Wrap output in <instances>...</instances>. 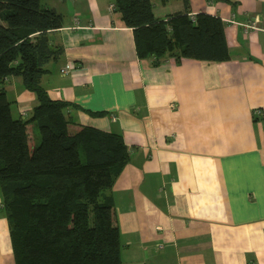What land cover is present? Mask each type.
Segmentation results:
<instances>
[{
	"label": "crops",
	"instance_id": "1",
	"mask_svg": "<svg viewBox=\"0 0 264 264\" xmlns=\"http://www.w3.org/2000/svg\"><path fill=\"white\" fill-rule=\"evenodd\" d=\"M151 0L156 18H221L230 59L139 58L115 0H41L63 16L42 86L70 104L68 130L122 135L129 163L105 190L122 264H264V0ZM71 66L67 74L61 70ZM14 118L36 96L1 85ZM31 150L40 143L28 126ZM0 264H16L0 183Z\"/></svg>",
	"mask_w": 264,
	"mask_h": 264
},
{
	"label": "trees",
	"instance_id": "2",
	"mask_svg": "<svg viewBox=\"0 0 264 264\" xmlns=\"http://www.w3.org/2000/svg\"><path fill=\"white\" fill-rule=\"evenodd\" d=\"M188 9L189 2L184 0ZM134 33L141 59H230L221 18L179 12L155 17L151 0H115ZM63 16L41 0H0V183L16 264H122L111 188L129 163L120 134L83 126L71 134L70 104L53 100L42 86L46 65L63 49L49 35ZM20 77L36 96L30 118H14L1 85ZM40 143L30 149L28 126Z\"/></svg>",
	"mask_w": 264,
	"mask_h": 264
},
{
	"label": "built area",
	"instance_id": "3",
	"mask_svg": "<svg viewBox=\"0 0 264 264\" xmlns=\"http://www.w3.org/2000/svg\"><path fill=\"white\" fill-rule=\"evenodd\" d=\"M111 9H115L116 8V5H111V7H110ZM70 70H71V66H66L65 68H63L62 70H61V72L63 73V74H67V73H69L70 72ZM22 116H23V118H26V114L25 113H22Z\"/></svg>",
	"mask_w": 264,
	"mask_h": 264
}]
</instances>
